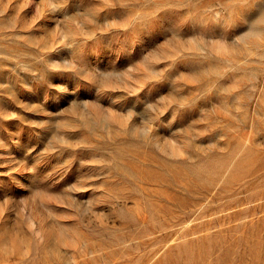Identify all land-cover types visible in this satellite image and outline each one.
Returning a JSON list of instances; mask_svg holds the SVG:
<instances>
[{"label": "rangeland", "instance_id": "374dc122", "mask_svg": "<svg viewBox=\"0 0 264 264\" xmlns=\"http://www.w3.org/2000/svg\"><path fill=\"white\" fill-rule=\"evenodd\" d=\"M0 264H264V0H0Z\"/></svg>", "mask_w": 264, "mask_h": 264}]
</instances>
